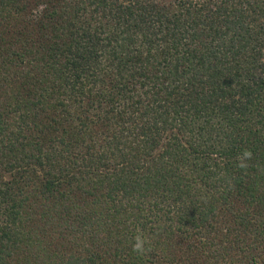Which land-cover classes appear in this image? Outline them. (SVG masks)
Segmentation results:
<instances>
[{
	"label": "trees",
	"instance_id": "trees-1",
	"mask_svg": "<svg viewBox=\"0 0 264 264\" xmlns=\"http://www.w3.org/2000/svg\"><path fill=\"white\" fill-rule=\"evenodd\" d=\"M0 264H264V0H0Z\"/></svg>",
	"mask_w": 264,
	"mask_h": 264
},
{
	"label": "clouds",
	"instance_id": "clouds-1",
	"mask_svg": "<svg viewBox=\"0 0 264 264\" xmlns=\"http://www.w3.org/2000/svg\"><path fill=\"white\" fill-rule=\"evenodd\" d=\"M251 158H252V153L248 150H245L242 154V157H238L237 159L238 160H243V159H249L250 160ZM239 166L244 167L245 165L243 163H241ZM135 239H136V243L133 246V251L142 252L143 246L145 243L144 239H142V237L139 235Z\"/></svg>",
	"mask_w": 264,
	"mask_h": 264
}]
</instances>
